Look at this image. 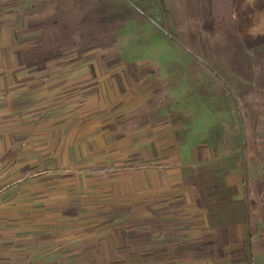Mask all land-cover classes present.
Listing matches in <instances>:
<instances>
[{
	"label": "crops",
	"instance_id": "1",
	"mask_svg": "<svg viewBox=\"0 0 264 264\" xmlns=\"http://www.w3.org/2000/svg\"><path fill=\"white\" fill-rule=\"evenodd\" d=\"M21 1L0 0V264H264V161L224 149L223 96L206 126L150 65L32 63ZM165 9L188 40L264 27V0Z\"/></svg>",
	"mask_w": 264,
	"mask_h": 264
},
{
	"label": "rangeland",
	"instance_id": "2",
	"mask_svg": "<svg viewBox=\"0 0 264 264\" xmlns=\"http://www.w3.org/2000/svg\"><path fill=\"white\" fill-rule=\"evenodd\" d=\"M19 5L16 30L29 47L30 62L49 65L74 54L80 63L150 65L152 81L185 87L171 94L176 105L190 103L206 126L214 121L209 114L220 108L216 119L224 149L249 145L253 158L264 161V27L223 26L217 40L199 41L194 35L188 40L181 26H167L166 0H24ZM198 67L206 71L198 73Z\"/></svg>",
	"mask_w": 264,
	"mask_h": 264
}]
</instances>
